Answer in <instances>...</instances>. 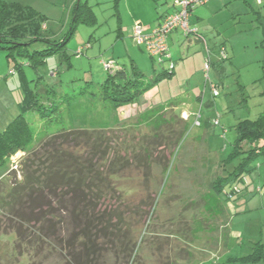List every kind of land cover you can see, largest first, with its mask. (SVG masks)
<instances>
[{
  "label": "rangeland",
  "instance_id": "1",
  "mask_svg": "<svg viewBox=\"0 0 264 264\" xmlns=\"http://www.w3.org/2000/svg\"><path fill=\"white\" fill-rule=\"evenodd\" d=\"M13 1L44 15L57 42L66 39L72 27L74 34L67 42L70 58L62 54L49 56L36 68L32 65L36 59L34 52L44 46L33 45L32 57L23 53L16 61L9 60L8 51L0 48V131L18 116V102L24 99L26 91L34 92L46 108L49 98L58 106V96L66 91L69 97L64 95L60 112H51L53 108L44 111L53 115L51 120L41 118L39 113L27 117L37 136L29 150L47 135L64 128L103 133L104 147L111 148L105 154L104 170L108 171L112 162L121 158L128 162L124 168L123 164L117 166L119 173L113 186L118 191L113 194L116 200L112 206L123 220L122 228L127 229L136 245L129 264H264V162L260 157L249 159L250 142H239L233 127L240 120L257 118L262 110L264 29L249 22L251 18L246 15L234 16L225 10L216 15L206 11L210 15L204 16L206 19L201 23L211 25V30L215 27V36H208L209 42L216 38L215 46L218 45L211 48L203 37L205 63L206 59L216 60L209 72L211 81L206 80L204 69L201 75H193L197 66L203 64L199 56L202 51L181 59V53L190 48L179 43L170 46L174 31L168 39L170 54L178 61L174 74L156 81L158 84H152L138 101L116 109L99 92L95 98L88 94L69 99L75 90L85 92L87 88L103 86L108 72L102 61L114 54L130 70L133 60L149 82L170 68L171 62L160 63L151 58L146 48L136 44L133 34L130 37L124 33L118 39L114 0H78L77 4V0ZM162 2L121 0L126 19L132 16L128 14L131 11L136 19L148 16L151 7L157 12L163 7ZM48 26L45 23L43 28ZM83 40L89 44L79 45ZM222 41L234 46L236 54L230 60L227 51L226 57L220 55L226 48ZM192 51L193 47L191 54ZM231 62L237 66L234 72L223 74V70L219 73L215 68L216 64L231 66ZM24 76L28 83L22 80ZM211 83L218 86L219 96L213 95ZM197 85L204 90L202 94H185ZM54 86L57 93L53 96L42 90V87L55 89ZM160 96L164 99L162 105H166L161 115L149 124L140 123L137 118L155 107L153 104ZM216 117L219 124L213 122ZM28 152L19 151L0 164V264H60L58 255L52 258L46 255L47 249L38 258L31 244L20 245L16 237L17 219L7 213L9 200L3 193L10 187L9 174L14 179L23 178L21 163ZM241 167L248 174L231 180L234 183L231 196L222 192L223 213L218 216L208 209L205 195L214 193L215 179L220 187L223 178ZM249 178L253 181L250 189ZM226 187L231 190L230 184ZM246 187L250 192L249 205L239 206Z\"/></svg>",
  "mask_w": 264,
  "mask_h": 264
},
{
  "label": "trees",
  "instance_id": "2",
  "mask_svg": "<svg viewBox=\"0 0 264 264\" xmlns=\"http://www.w3.org/2000/svg\"><path fill=\"white\" fill-rule=\"evenodd\" d=\"M163 19L156 27L162 24ZM45 23L48 26L45 16L34 8L22 6L13 0H0V48L8 51V59L16 61L23 53L30 55V47L35 44L45 47L34 52L33 59H36L31 61L35 68L45 63L49 56L62 54L70 58L67 42L74 34V27L66 39L57 42L50 28H43ZM197 36L203 40V35L197 32ZM109 60H115L117 67L108 71L104 61ZM166 61H170L174 67L163 70L149 82L143 73L133 69L129 71L117 59L103 60L102 64L108 72L103 86L94 90H90V87L85 92L75 90L69 100L88 94L95 98L99 92L106 100L112 102L116 109L134 103L156 81L174 74L175 63L170 59ZM263 79L264 77L261 80ZM22 80L28 83L25 76ZM54 87L55 89L42 87V90L46 95L53 96L57 93L56 86ZM60 94L57 98L59 105L55 106L54 100L49 98V108H46L34 92L26 91L24 99L18 102V116L4 131H0V164L6 163L19 151H30L21 163L23 178L14 179L8 173L10 187L3 193L9 200L7 213L15 216L18 222L15 227L16 237L20 239V245L31 244L38 258L46 249L47 256L52 258L58 255L57 263L60 264H129L135 255L136 245H133L135 242H132L127 229L122 228L123 220L116 213L117 209L112 206V201L116 200V195L114 197L113 194L118 191L113 186L119 173L117 166L123 164L124 168L128 162L121 158L119 162H112L108 171L104 170L103 163L107 156L105 154L111 148L104 147L103 133L85 128H64L47 135L36 148L29 150L36 142L37 136L33 133L27 117L39 113L41 118L51 120L53 115L45 114L44 111L48 112L53 108L51 112H60L63 108L60 103L64 105L62 99L64 95L69 97V93L61 91ZM164 108L166 105H157L137 119L142 124H149L161 115ZM233 127L239 142H250L249 159L260 157L264 162V108L257 118L240 120ZM142 160L140 157L139 161ZM244 174H248L247 170L239 168L237 172L223 178L220 187H217L219 182L215 179L214 193L205 195L207 207L211 212L222 215V192L231 196L234 187L231 180H237ZM227 183L230 184L231 190L226 187ZM251 184L253 181H248V188ZM261 187H258L259 192L263 190ZM248 188L245 189V195L250 193ZM249 198H246L244 203L249 202Z\"/></svg>",
  "mask_w": 264,
  "mask_h": 264
},
{
  "label": "crops",
  "instance_id": "3",
  "mask_svg": "<svg viewBox=\"0 0 264 264\" xmlns=\"http://www.w3.org/2000/svg\"><path fill=\"white\" fill-rule=\"evenodd\" d=\"M163 1H164V2H162L163 7L159 8L157 10V12L155 10H153V7H151V9H149L148 16H146V17L144 16V17H140V18L136 19L134 14L131 11V13H128V14H131L132 16L130 18L126 19L125 15H124L125 10L122 9L121 0H118V1L114 0L113 8H114L115 16L117 17V23H118V28H117L118 39L122 38V35L124 33L126 35H130V37H132V34L134 35L133 27H134L135 23H141L144 26V31L146 33L151 32L154 29V27H156V25L159 22H161V19H163V16H165L166 14L173 12L175 10V7H172L175 0H171V1L170 0H163ZM78 2L79 1L77 0L76 4ZM76 4H74V7L76 6ZM223 10H225V12L231 11L234 14V16L246 15V17H248V19L251 18V19H249V22H252L253 24L258 23V25H260L264 29V0H263V3L260 5L256 4L253 0H213L205 6L198 7L194 11V13L191 17L192 28L197 29V32L199 34L203 35L206 38V40L208 39L207 45L210 46L211 48L218 46V45L215 46V43L217 41L216 38H214V40L212 42H209L210 37L215 36V33H213V29L215 27H213V29L211 30V25L202 24L201 21L206 19V18H204V16L206 17L210 14L218 15L219 13H224V12H222ZM206 11H210V14H207ZM133 20H135V22ZM48 28H49V26H48ZM197 32L195 33L192 31L191 33H189V36H187V34H185L182 30H178V31H175L170 36V39H169L170 46H171V44L179 43V44H181V46L187 45L188 48H190L189 51L187 49L186 51L181 53L182 54L181 59H185V58L187 59L188 57L192 56L193 53H197V52H201V51L203 52V55H199V56H201V59H202L200 61L203 62V64L201 66H197L199 68H197L196 73H193V75H196V76L202 74V73H200V71L204 69V63H205L204 41L202 39L198 38ZM208 34H210V37L208 36ZM85 43H88V42H84V40H83V41L79 42V45H82ZM220 43L225 45V47H226L225 50L227 51V53L229 55V60H230L232 58V56H234L236 54V52L234 50V46H232L231 43L225 42V41H222ZM213 44H214V46L212 47ZM192 47H193V51L191 54V48ZM232 53H234V54H232ZM202 57H204V59ZM111 59H117L116 54H114V57ZM173 59H174V56L172 55V61L175 63V68H174V72H175L176 65H177L178 61L175 62L174 61L175 59L174 60ZM214 62H216L215 59H214ZM131 63H132L131 70L129 67L127 68L124 64H122V63H120V64L123 65L124 67H126L129 71H132V69L136 70V71H140L145 76L144 72L138 67V65L133 60L131 61ZM261 66H262V70L264 73V64ZM215 68L219 73L222 72V70H223L224 71L223 74H226L227 72H230V71L234 72L237 69V66H235L234 63H232L231 66L227 65V67L224 68L223 65L216 64ZM156 84H158V82H156ZM202 92H204V90L199 85H197L196 87H194V89L192 91H188L185 94L193 93L194 95L199 96L200 94H202ZM263 93H264V90H263L262 94ZM168 100H166V101H168ZM162 102H164V99H162V97L160 96L157 98L156 103L153 105H155V106L160 105V104L162 105ZM153 105L151 107H153ZM261 105H263L262 106V110H263L264 102H262ZM124 107H127V106L125 105ZM122 114L123 115L125 114L124 116L127 115L125 111H123ZM252 179L249 178L248 181H251ZM246 192H247V190L244 191L240 195L241 199L239 200V206H241V204H242V206H244L245 204L249 205L248 202L244 203L245 199L249 198L248 197L249 195L248 196L245 195Z\"/></svg>",
  "mask_w": 264,
  "mask_h": 264
},
{
  "label": "built area",
  "instance_id": "4",
  "mask_svg": "<svg viewBox=\"0 0 264 264\" xmlns=\"http://www.w3.org/2000/svg\"><path fill=\"white\" fill-rule=\"evenodd\" d=\"M212 0H175L172 7H175L173 12L164 16L162 24L154 28L151 32L146 33L144 26L141 23H137L134 26V41L138 46L146 48L148 54L160 63H164L166 60H172L169 46V34L178 29H182L186 34L197 32V29H193L191 25V16L194 11L199 7L206 5ZM255 3L261 4L263 0H254ZM185 28V29H183ZM80 53V51H78ZM221 57H226V50H222ZM212 61L206 59L205 72L206 80H210L209 72L212 67ZM105 67L108 69H115L117 67L115 60L104 61ZM174 67V64H171ZM14 72L13 70L11 71ZM1 81V78H0ZM213 85L215 89L213 90ZM211 89L214 96H218V86L211 83ZM213 122L219 124V120L215 119Z\"/></svg>",
  "mask_w": 264,
  "mask_h": 264
}]
</instances>
